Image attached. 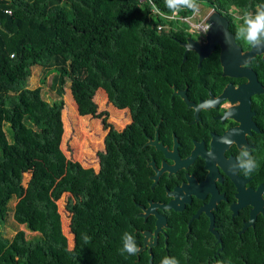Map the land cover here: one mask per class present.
I'll return each instance as SVG.
<instances>
[{"label":"trees","instance_id":"1","mask_svg":"<svg viewBox=\"0 0 264 264\" xmlns=\"http://www.w3.org/2000/svg\"><path fill=\"white\" fill-rule=\"evenodd\" d=\"M153 2L168 13L164 0ZM198 2L224 17L234 33L240 12L264 0ZM159 24L169 29L158 32ZM185 27L151 16L136 0H0V229L11 214L36 234L25 238L18 231L8 240L0 232V264H160L164 256L179 264L263 262L262 225L253 241L225 246L212 261L203 260L205 247L178 257L175 216L165 248L159 238L150 256L146 249L134 256L118 252L122 233H132L141 247L140 231L152 228V219L137 215L138 205L152 198L141 145L148 120L169 110L174 38ZM33 66L42 71L40 82L50 74L58 98L51 105L26 89ZM257 73L264 85L263 64ZM261 100L264 130V95ZM63 106L80 132L102 133L95 170L61 151L71 127ZM82 234L91 239L85 243Z\"/></svg>","mask_w":264,"mask_h":264},{"label":"flooded vegetation","instance_id":"2","mask_svg":"<svg viewBox=\"0 0 264 264\" xmlns=\"http://www.w3.org/2000/svg\"><path fill=\"white\" fill-rule=\"evenodd\" d=\"M174 40L178 49L172 50V61H177V73L167 83L169 110L157 111L148 120L145 126L148 133H144L141 145L145 151L146 185L152 190V198L146 199L145 205H138L137 215L144 214L149 204L173 203L177 210L154 208L164 224L160 225L150 249L159 238L166 247V231L172 225L169 218L175 216L177 256L193 247H205L203 260L212 261L225 246L250 243L260 226L264 227V130L258 118L264 85L259 79L261 74L257 73L259 64L264 63L261 54H256L242 65L254 73L258 89L263 90L246 96L242 88L247 79L222 76L217 45L210 50L190 49L189 44L205 45V39L188 32ZM234 44L241 52L251 49L241 41ZM201 55L204 56L199 59ZM213 100L217 101L215 107H202L206 101ZM224 101L236 106L231 119H222ZM232 130L239 133L231 137L235 144L226 147L217 143L219 137L230 135ZM146 142L154 144L146 145ZM241 145L250 150L258 163V168L247 176L230 171ZM208 150L216 156L214 161L205 155ZM153 176H156L154 184ZM250 217L252 225L241 232ZM142 219L153 220L150 230L140 231V234L151 233L147 244H152L155 217L148 213ZM236 256L242 260L243 255Z\"/></svg>","mask_w":264,"mask_h":264},{"label":"clouds","instance_id":"3","mask_svg":"<svg viewBox=\"0 0 264 264\" xmlns=\"http://www.w3.org/2000/svg\"><path fill=\"white\" fill-rule=\"evenodd\" d=\"M137 2V1H136ZM151 7L157 12L160 11L158 6L153 2V0H148ZM138 4V2H137ZM139 5V4H138ZM164 5L170 13V18L183 19L181 17V12L188 11L192 13L193 17L199 15V12L202 15H208L213 12L212 9L205 10L204 13L202 11V6L199 4L198 0H164ZM139 7H143L139 5ZM146 9V7L144 6ZM148 11V10H147ZM166 14V13H161ZM207 15V17H208ZM206 17V18H207ZM206 20V19H205ZM238 25L235 29L234 33H225V43L233 44L235 41H241L244 45L255 49L261 50L264 48V3H258L255 5L254 11H250L248 9H244L238 15ZM166 22V21H165ZM174 23L176 22H167ZM167 25V24H163ZM168 26V25H167ZM169 27V26H168ZM211 28V25L203 22H195L191 24L190 30L194 33L206 34ZM167 30V29H163ZM160 32V31H159ZM186 32V27L184 29ZM197 35V34H194ZM204 35H198L203 37ZM190 49H192V45H188ZM217 105V101H206L202 107L204 108H212ZM223 114L222 119H231L235 114L234 109L235 105L228 101L222 102ZM239 133L236 130H232L231 134L228 136H221L218 138L217 143L224 145L226 147H231L236 142L231 138L232 136L238 135ZM205 155L210 160H215L216 156L211 150L206 151ZM258 168V163L255 157L251 154L250 150L241 145L239 147V153L235 158V162L230 165V171L233 173L242 172L245 176L252 174ZM238 170V171H237ZM82 239L87 243L91 238L87 235L82 234ZM121 246L118 249L120 255L127 254L128 256L137 255L140 252V248L137 244L135 236L125 231L121 235ZM160 264H179V261L176 257L173 256H164L160 260ZM215 264H227L226 261L217 260Z\"/></svg>","mask_w":264,"mask_h":264},{"label":"water","instance_id":"4","mask_svg":"<svg viewBox=\"0 0 264 264\" xmlns=\"http://www.w3.org/2000/svg\"><path fill=\"white\" fill-rule=\"evenodd\" d=\"M206 23L211 25L210 30L204 35L205 39V45H201L198 43H195V46H192L196 51L200 50H210L213 45H217L220 49L219 53V65L221 68L222 76H229V77H243L247 79L246 85L242 88L244 89L246 96H249L251 94H257V93H263L262 89H258V86L256 84L255 75L254 73L244 68L242 65L249 61L250 58H252L256 54H261V61L264 63V48L261 50H255L250 49L247 52H241L238 46L233 44H226L225 43V33H229L227 29V21L217 12L213 11L211 12L208 17L206 18ZM204 55L199 56V59L203 57ZM147 144H154V142H146ZM148 165H151V163H148ZM152 179L153 184L156 180V176H153ZM154 208H173L174 210H177L173 206V203H169L168 205L161 206L157 204H149V206L144 210V214L140 213L138 216L144 218L146 214L151 213L155 217V229L152 232L153 236V242L152 244H147V241L149 238H151V233L148 231L141 232L142 235V246L140 248V252L144 249H146V252L150 256V247L154 246L157 233L159 232V227L161 224H164V219L160 217L159 215L155 214ZM140 210L142 208L140 207ZM252 217H250L249 221L245 223V225L242 227L241 232L247 228L248 226L252 225L251 222ZM150 261V258H149ZM264 264V263H263Z\"/></svg>","mask_w":264,"mask_h":264},{"label":"rangeland","instance_id":"5","mask_svg":"<svg viewBox=\"0 0 264 264\" xmlns=\"http://www.w3.org/2000/svg\"><path fill=\"white\" fill-rule=\"evenodd\" d=\"M41 76L42 71L38 66L31 67L30 75L26 80V89L33 90L36 93L39 103L45 102L51 105L53 102H56L58 98L55 91H53L49 86L50 74L45 77L43 82H40ZM64 85L65 88H67V83ZM62 111L65 113V122L70 123L71 127L61 142V151L67 159L78 161L85 167H91L95 170L94 155L96 151L102 148V145H100L103 138L102 133L100 131L95 132L88 127H85L87 131L80 132V129H78V127L74 124L75 119L69 116L70 111L68 110V107L63 106ZM107 116V120L109 121L110 115L108 113ZM61 118L62 114H60V119ZM12 206V201H10L8 203V209ZM18 231H22L25 238H30L36 235L35 233L27 231L23 225L16 224L12 220L11 214L7 215L3 227L0 229L2 236L9 240Z\"/></svg>","mask_w":264,"mask_h":264},{"label":"built area","instance_id":"6","mask_svg":"<svg viewBox=\"0 0 264 264\" xmlns=\"http://www.w3.org/2000/svg\"><path fill=\"white\" fill-rule=\"evenodd\" d=\"M138 2L139 5L141 6H145L146 9L148 10V13L153 16V17H158L166 22H176V23H183L185 24L186 26V32L188 33H191V34H197V35H204V34H201V33H194L190 30L191 28V24L192 23H195V22H203L205 21L208 13L206 15H202L200 12H199V15L193 17L192 13L188 16H181L183 17V19H177V18H170V13L169 14H161L162 12L159 11L157 12L156 10H154L151 5L149 4L148 0H136ZM7 13H9L7 11ZM163 29H169V27L167 25H157L156 27V30L159 32ZM12 57V55H10V58Z\"/></svg>","mask_w":264,"mask_h":264}]
</instances>
